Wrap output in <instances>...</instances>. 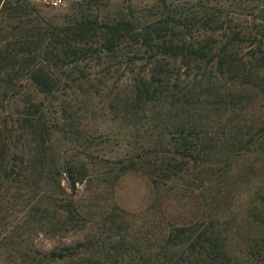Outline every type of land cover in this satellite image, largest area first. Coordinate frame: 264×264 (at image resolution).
I'll list each match as a JSON object with an SVG mask.
<instances>
[{
  "label": "trees",
  "instance_id": "obj_1",
  "mask_svg": "<svg viewBox=\"0 0 264 264\" xmlns=\"http://www.w3.org/2000/svg\"><path fill=\"white\" fill-rule=\"evenodd\" d=\"M127 10L102 21L87 15L56 25L24 0H0V179L13 173L21 189L44 181L53 235L89 224L75 243L40 252V264H264V232H241L257 215L220 209L245 180L250 156L264 166V115L244 123L233 115L264 98V0H154L140 12ZM8 22L15 24L4 26ZM24 80L42 99H20L14 114L8 104ZM114 80L125 84L106 98L121 120L135 126L148 116L174 119V128L166 122V134L173 128L180 140L166 138L171 149L127 143L130 153L118 164L88 155L62 160L61 130L71 124L78 129L74 136L88 141L77 107ZM92 158L96 165L144 171L156 193L159 185L187 182L184 191L201 202L200 211L142 241L117 236L126 218L109 215L110 230H117L109 235L108 226L94 221V203L103 206L75 193L87 177L100 186L108 180L105 173H89ZM178 158L195 166L177 164ZM97 192L86 190L88 196Z\"/></svg>",
  "mask_w": 264,
  "mask_h": 264
},
{
  "label": "rangeland",
  "instance_id": "obj_2",
  "mask_svg": "<svg viewBox=\"0 0 264 264\" xmlns=\"http://www.w3.org/2000/svg\"><path fill=\"white\" fill-rule=\"evenodd\" d=\"M153 1L78 0V4L74 3L67 9L40 7L32 4L29 0H24V4H30V7L36 9L40 16L49 23L61 25L87 15H98L100 21L106 20V17L112 18L116 13L127 14V7L129 6L134 11L140 12L142 8L149 7ZM3 24L1 23V25ZM13 24L15 23L9 24L8 22L4 26ZM112 77L115 78L116 74H111V79H114ZM111 81L107 85L105 84L107 87L90 104H82L77 107L78 112L81 113L80 131L86 135L89 134L91 138H87L88 141L74 136L78 129L75 130L71 124L61 130L64 133L59 137L58 146L62 160L80 162L84 161V157L88 155V158L114 160L118 164L119 158L127 159L125 155L130 153L127 143L135 146L134 143L148 145L152 142L154 145L148 149L156 144H162L171 149L166 138L171 139L172 144L175 143V140H180L173 130L176 121L174 119L166 118V120L159 122L153 120L152 116H148L144 117L141 122L135 121L137 123L135 126L121 120L120 112L118 109L111 108L106 97L117 90V86L125 84V81ZM16 95L17 97L11 100V103L9 101L8 104V110L11 109L14 114L15 111L22 108L23 102L20 99L26 101L25 98H27V102H31L35 98L42 99L41 94L33 84L25 80ZM48 99L45 100L46 103L49 102ZM50 107L54 111L53 105ZM233 115H237L235 121L241 123L258 120L264 115V98L255 97L249 106L243 110L233 111ZM166 122H170L173 126L170 134H166L165 125H168ZM172 131L173 133H171ZM162 133H164L163 140L166 145L161 142ZM17 135L15 134V136ZM248 137L249 135L246 136V139ZM16 141L14 140L15 143ZM17 152L19 153V151ZM11 155L14 156L15 152L12 151ZM185 161H188L190 168L195 166L191 161L181 160V158H178L176 163L183 164ZM87 163L90 166L89 173L91 175L105 173L106 175L103 176L108 177V180L100 181V186L97 181L92 180L93 177H87L85 181L77 183L75 193L80 197L91 198L92 201H97L99 205L103 206L100 209L93 202V206H95L94 221L103 225L105 229L108 226L109 235H114L117 231L116 229L110 230L113 219L109 215L114 214L126 218V222H123L117 236L124 234L130 239L142 241L153 240L155 238L154 233L160 227L167 224L180 226L182 219L184 221L192 212L198 213L200 211L201 202L196 203L194 197L184 191V188L188 187L187 182L174 183L180 185L179 187L171 183H167L165 186L159 185L158 189L155 188L156 193L149 177L140 169L121 170L122 166L118 165L105 166L103 163L96 165L93 158L89 159ZM17 168L15 167V169ZM186 170L187 166L184 165L182 172ZM13 178L15 179V174L12 173L10 179H0V264H40V252L49 251L55 246L75 243L83 237L89 224L79 232L53 235L50 228H47L45 219L46 206L43 202V191L46 184L44 181L35 183V185H26L21 189L19 182ZM61 181L62 186L66 189L68 186L64 175H62ZM87 188L89 190L98 188V192L88 196ZM263 198L264 166L263 163L257 162L255 156H250L247 159L245 180L236 183L235 189L229 191L228 200L221 205L222 207L220 206V209L240 210V212L251 211L254 216L257 215L250 223L244 222L241 232L247 231L258 235L260 232H264V222L259 220V218L264 219Z\"/></svg>",
  "mask_w": 264,
  "mask_h": 264
},
{
  "label": "built area",
  "instance_id": "obj_3",
  "mask_svg": "<svg viewBox=\"0 0 264 264\" xmlns=\"http://www.w3.org/2000/svg\"><path fill=\"white\" fill-rule=\"evenodd\" d=\"M29 2L40 7L67 9L78 0H29Z\"/></svg>",
  "mask_w": 264,
  "mask_h": 264
}]
</instances>
